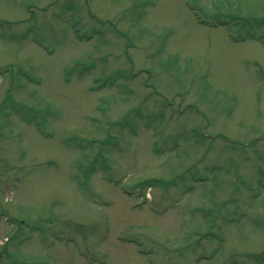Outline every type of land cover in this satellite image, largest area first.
Instances as JSON below:
<instances>
[{
	"label": "rangeland",
	"instance_id": "obj_1",
	"mask_svg": "<svg viewBox=\"0 0 264 264\" xmlns=\"http://www.w3.org/2000/svg\"><path fill=\"white\" fill-rule=\"evenodd\" d=\"M0 264H264V0H0Z\"/></svg>",
	"mask_w": 264,
	"mask_h": 264
}]
</instances>
